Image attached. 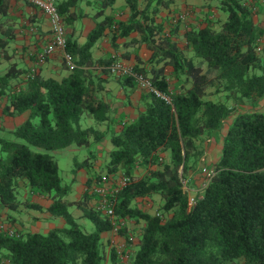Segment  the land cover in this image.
<instances>
[{"label":"trees","instance_id":"trees-1","mask_svg":"<svg viewBox=\"0 0 264 264\" xmlns=\"http://www.w3.org/2000/svg\"><path fill=\"white\" fill-rule=\"evenodd\" d=\"M79 1H55L64 27L86 15ZM143 1L138 6V0H124L127 19L104 15L86 41L65 31V49L74 65L62 59L66 74L56 79L10 59L6 50L15 31L12 23L2 25L7 0H0V110L11 116L27 113L22 121L0 128V206L45 211L65 222L44 232L0 228V263L121 264L116 248L101 237L112 222L97 207L93 188L101 173L95 171L90 147L107 135L112 148L103 171L115 181L127 177L115 197L117 220L125 222L119 233L128 238V221L144 220L130 264H264V111L236 110L264 98V24L254 21L264 0H213L224 18L216 26L215 19L205 16L204 25L184 32L183 46L175 38L180 20L166 25L155 19L172 0ZM113 2L85 0L96 10L94 18ZM106 29L114 48L117 38L136 31L138 36L124 44L143 42L151 52L144 60L135 53L132 64L151 81L152 89L142 87L144 109L117 132L108 128L110 105L101 94L105 80L95 67L112 58L90 55ZM99 71L108 72L103 67ZM118 77L123 85L138 84L133 77ZM214 93L225 100L213 99ZM83 113L96 124L105 123V130L82 126ZM224 121L213 152V174L188 206L183 179L204 159L206 137ZM69 146L89 153L82 159L74 155L72 176L64 182L53 152ZM80 167L89 176L78 197L70 199ZM145 196L158 197L152 213L136 203ZM33 197L49 202L43 206ZM81 218L89 220V229Z\"/></svg>","mask_w":264,"mask_h":264},{"label":"crops","instance_id":"crops-1","mask_svg":"<svg viewBox=\"0 0 264 264\" xmlns=\"http://www.w3.org/2000/svg\"><path fill=\"white\" fill-rule=\"evenodd\" d=\"M196 2L204 3L205 0H172L167 7H161L159 13L155 16V19L156 21H164L166 25L170 20H172L173 22H177L178 20H173L176 14L174 11H177L175 10L174 6H177V4H187V7H189L188 9L186 8V10H188V14L190 10L194 8V6L192 5ZM78 4L86 15L76 18L72 24L65 26L66 33L71 34V36L76 38L78 42L86 41L88 34L95 27L96 22L101 20L104 15H111L118 20H126L129 15V9L125 5L124 0H114V2L110 6L104 9V14L96 18L93 17L96 10L91 7V5L86 4L85 0H80ZM143 4V0H138V6H142ZM197 8L198 7H196V9ZM196 9H193L192 12L195 13ZM6 12L7 15L5 16V21L2 25L4 26L7 22L12 23L14 26L15 36L13 37V50L24 52L23 54L25 55L23 59H15L19 63V65L25 63V66L35 68L36 71L44 77H53L56 79H60L64 74H66V70L62 66L61 50H57L53 54H50L42 62L36 63L34 60V57H36L38 53L42 51L43 47L51 41L50 22L47 14L38 7L25 3L21 0H7ZM178 14L180 13H177L176 15ZM221 18H224L223 13L221 15ZM257 21L261 24L264 22V20L260 18ZM181 22L182 20L178 21L177 35L175 38H177L178 40L182 39L181 42L183 43H185V40H183V34L187 29L191 28L192 26H202L205 24V21H203L200 17L195 21L193 20L192 24H183ZM131 36H138V33L136 31H133L131 32V35L126 38H117V47L114 48L110 43V31L106 29L104 34L100 36L91 47L90 55L92 58H98L103 61L113 57L120 62L132 66V64L135 62V53L142 60H144L148 57L149 53L151 54V52L143 42H131V44L125 45L124 43L128 41ZM13 40L11 41V44ZM95 67L97 68V72H99L105 80L104 89L102 90L101 94L104 100L107 101L110 105V119L108 122V128L110 130H113L114 132H117L123 125L132 122L137 117L139 111L144 109V103L141 98V93L144 89L138 84L123 85L118 80V76L110 74L109 72H100V68H104V66L99 65V63H97ZM170 70L171 68L169 66H166L164 68V72L167 74H169ZM261 101V104L263 105L262 107H260L259 105H250L246 110L254 109L258 111H264V98ZM96 125V128L101 131L105 130L106 128L105 123H98ZM79 148L80 147L78 146H69L65 149H68V152H76L80 150ZM111 148L112 143L111 141H109L107 135L99 139V142L97 144L92 145V150H94L95 153L94 157L90 159H92V162L95 166L98 163L106 161L107 152ZM83 157H88V153H84ZM90 159L89 161L91 162ZM88 174L89 172L85 170L84 167H80L77 169L76 181L72 184L71 192L69 194L70 199L78 197L79 193H77L76 191H81V189L83 188V184H85L88 178ZM193 184V181H191V179L189 178V184L187 185L188 188L194 189L195 186ZM152 197L158 200L157 196ZM143 198L146 199L148 197L145 196ZM33 200L35 202H38L39 204H42L43 206H46L49 202L46 199L41 200V198L35 197H33ZM71 208H73V206H71ZM72 211L75 214H79V211H76L75 207ZM9 212H13L12 214L17 213L16 210ZM47 218L50 219V225L44 231H47L49 228H52L54 226L63 225L61 221H56L57 223H54L52 218L48 216V214ZM129 227L130 226L127 224L128 233H130ZM31 231L39 230L33 229ZM101 237L104 243L107 244L110 248L113 247L110 243L112 240L115 243H121L124 241L123 235L115 234L111 230L102 232ZM134 244H136V242Z\"/></svg>","mask_w":264,"mask_h":264},{"label":"rangeland","instance_id":"rangeland-1","mask_svg":"<svg viewBox=\"0 0 264 264\" xmlns=\"http://www.w3.org/2000/svg\"><path fill=\"white\" fill-rule=\"evenodd\" d=\"M211 4L210 6H206L204 4H202L201 2H196L195 4H193L192 6H194V8H192V10L196 9V7H198L194 12H192V10H190V12L187 14L186 8L188 9L189 7H187V4H177V6L175 7L174 11L176 14L177 13H186V17L184 19H182L183 24H192L193 20L195 21L197 18H201L203 21H205V15L209 16L214 20L213 24L217 26V23L219 20H221V15L222 12H220L216 6L213 5V0H210ZM175 14V16H177ZM197 16V17H196ZM262 19L264 20V10L255 15L254 16V21L258 22L257 20ZM206 22V21H205ZM260 23V22H258ZM261 24V23H260ZM264 24V22H263ZM264 39V37L262 38ZM262 42V40H261ZM13 43L14 40L11 44H9L8 48L6 51H8V54H10V59H23L25 57V55L23 54L24 52H19L16 50H13ZM15 45V44H14ZM180 45L183 46L184 43L180 42ZM15 47V46H14ZM62 58V56H61ZM116 60V59H115ZM119 61V60H117ZM22 62V61H20ZM25 63H22L21 65H24ZM111 74V73H110ZM213 99L216 100H225V97L223 94L221 95H216V93H214L211 96ZM262 101H259V103L255 104L256 106L259 105L260 107H262L263 105L261 104ZM248 106H250V104H248V102H246L243 105H237L236 110H246L248 108ZM27 116V113H23L21 115L17 114L14 116L11 115H7V114H3L0 110V128L3 127H11L12 125H14L17 122L22 121L23 119H25ZM225 121L221 124V127L217 130H213V132L206 137L205 140V155H204V159L196 166L195 170H192L190 173H188L187 177H189L191 179V181H193V185L195 186L194 189L198 190L200 189L201 185H204L206 182V171L212 168V163H213V159L216 157V153H213V151L215 150V147L217 148V146L219 145V140H221V135L222 132L225 130ZM80 124L83 126H87V125H92L94 127H97V125L94 123V121L92 120V118L90 116H88L87 114L83 113L80 119ZM92 148V146L90 147ZM80 150L76 151V152H71V151H67L68 149H63V150H59V151H54V155L55 158L57 160L58 166H59V172L60 175L62 176V179L64 182H68L72 176L71 173V168L75 166V159L74 154L76 155V158L78 159H82L84 156V153L87 154L89 153L88 149L85 147H80ZM80 152V153H79ZM215 152V151H214ZM103 166L104 164L98 163L95 166V171L98 172L99 174L104 172L103 171ZM142 169H137V172H142ZM92 175V174H91ZM89 176V174H88ZM119 177V176H118ZM117 180V178H116ZM112 182H115V179H111ZM198 181V183H197ZM82 188V187H81ZM77 193H80L79 191H76ZM191 193V192H190ZM193 194V192H192ZM38 198V197H35ZM42 200V199H41ZM158 200L154 199L153 197H148V198H142V199H137L136 203L139 207H141L142 209L146 210V211H150V213L154 212V208L158 207L157 205ZM21 211H17L16 214H12L13 212H9L10 210L4 209L0 206V228L1 229H23V230H39L41 232H44L45 229H47L50 225V219L47 218V214L48 216L49 213L45 212V211H38L32 208H28L25 209L24 207H20ZM74 209L71 208V211ZM76 211H78L77 208H75ZM53 220L54 223H57L56 221H61L62 224L64 225L65 222L61 217H54V216H50ZM17 220V221H16ZM79 221L84 222L85 226L87 227V229H89L91 227V223L89 222V220L81 218ZM130 227V235L132 236V240H131V245L129 246L131 248V250L133 251L136 247V244H134L135 242L137 243L138 241V237H139V233L141 231V228L144 224V220L142 218L137 219V221L134 220H130L127 223ZM124 236V235H123ZM3 264V263H0Z\"/></svg>","mask_w":264,"mask_h":264},{"label":"built area","instance_id":"built-area-1","mask_svg":"<svg viewBox=\"0 0 264 264\" xmlns=\"http://www.w3.org/2000/svg\"><path fill=\"white\" fill-rule=\"evenodd\" d=\"M23 2L32 4L42 11H44L50 22V30H51V41L47 43L42 51L37 55V62H42L46 56L53 54L57 50H61L62 59L65 61V64L69 66H73L74 63L71 61V57L69 52L65 49L66 46V37H65V27L61 21V18L56 11L55 8V0H21ZM186 17V13H180L173 18L174 21L182 20ZM106 70L116 76H130L133 77L139 86L147 87L152 89L151 81L147 76L140 74L135 71L133 67L129 64L120 62L115 60L112 57L108 63L104 65ZM34 69L31 68V71ZM154 92L167 98L164 94L159 92L158 90H154ZM213 174V170L209 169L206 171V181ZM113 175L102 172L96 184L93 186L94 191L98 195L97 198V207L102 210V213L105 214L112 222L111 231L115 234H120L119 230L122 226L125 225L124 221H118L117 215L115 214L114 204L116 192L126 184L127 177L119 176L115 182H112ZM206 183V182H205ZM115 184V185H114ZM189 178L183 179V189L187 192V204L188 206H192L194 203V197L198 190L193 188H188ZM191 192V193H190ZM193 192V194H192ZM1 227V226H0ZM9 232L12 233L13 230L9 229ZM127 239V240H126ZM132 236L130 235L128 238L124 236V241L121 243H115L113 240L110 242L113 247L116 248L117 256L121 262V264H130V256H131V245Z\"/></svg>","mask_w":264,"mask_h":264}]
</instances>
